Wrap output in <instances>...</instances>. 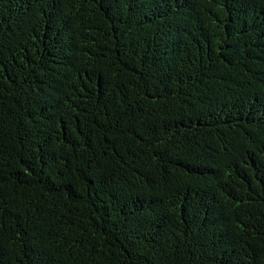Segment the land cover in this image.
<instances>
[{"label": "trees", "instance_id": "16d2710c", "mask_svg": "<svg viewBox=\"0 0 264 264\" xmlns=\"http://www.w3.org/2000/svg\"><path fill=\"white\" fill-rule=\"evenodd\" d=\"M0 264H264V0H0Z\"/></svg>", "mask_w": 264, "mask_h": 264}]
</instances>
